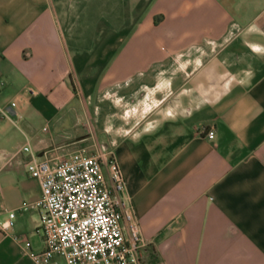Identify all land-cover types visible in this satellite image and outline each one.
Segmentation results:
<instances>
[{
	"label": "crops",
	"instance_id": "0c3cea01",
	"mask_svg": "<svg viewBox=\"0 0 264 264\" xmlns=\"http://www.w3.org/2000/svg\"><path fill=\"white\" fill-rule=\"evenodd\" d=\"M71 111L100 115L142 264H264V0H0V264L43 249L22 148L92 142Z\"/></svg>",
	"mask_w": 264,
	"mask_h": 264
},
{
	"label": "built area",
	"instance_id": "2783aa9c",
	"mask_svg": "<svg viewBox=\"0 0 264 264\" xmlns=\"http://www.w3.org/2000/svg\"><path fill=\"white\" fill-rule=\"evenodd\" d=\"M206 137L212 139L214 132ZM22 149L29 155L26 171L40 187L33 205L40 211L43 249L30 253L34 264H50L54 256L63 257L65 264H142L146 242L125 201L124 178L111 149L102 145L89 154L80 148L54 162L39 160L28 144ZM14 217L9 212L1 229H9Z\"/></svg>",
	"mask_w": 264,
	"mask_h": 264
},
{
	"label": "rangeland",
	"instance_id": "374dc122",
	"mask_svg": "<svg viewBox=\"0 0 264 264\" xmlns=\"http://www.w3.org/2000/svg\"><path fill=\"white\" fill-rule=\"evenodd\" d=\"M82 38H83V43H84V38L85 35L81 34ZM89 36V34H87V37ZM79 52V51H78ZM114 100L113 102V107L116 109L118 108H122V104L121 102H115L116 98L113 97L112 98ZM146 109H148V106H145ZM99 116L97 114H87L88 117V121L84 124H81V119L83 118L81 113H75V112H70L65 114V116H62V119L60 121V125L63 126L62 128H65L66 130V134H68L69 136H74V132L77 131V129H79L82 126V130H80V132L82 134L87 133L88 136H92L93 141L92 142H88V144H86L85 146H83L84 148H86L90 153H92L95 149L99 150L101 143L105 145V132L102 130V128L100 127V120H99ZM133 116V115H130ZM98 117V122H95V118ZM139 117V115H134V120H136ZM125 130H127V128H123V129H119L116 132V135H122L124 134ZM93 142L95 143L94 145Z\"/></svg>",
	"mask_w": 264,
	"mask_h": 264
}]
</instances>
